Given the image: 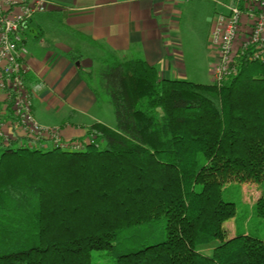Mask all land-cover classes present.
Segmentation results:
<instances>
[{
  "label": "trees",
  "instance_id": "16d2710c",
  "mask_svg": "<svg viewBox=\"0 0 264 264\" xmlns=\"http://www.w3.org/2000/svg\"><path fill=\"white\" fill-rule=\"evenodd\" d=\"M89 43L69 58L115 127L80 150L0 143V264H264V239L225 226L233 182L260 186L264 220V64L219 89Z\"/></svg>",
  "mask_w": 264,
  "mask_h": 264
},
{
  "label": "crops",
  "instance_id": "0c3cea01",
  "mask_svg": "<svg viewBox=\"0 0 264 264\" xmlns=\"http://www.w3.org/2000/svg\"><path fill=\"white\" fill-rule=\"evenodd\" d=\"M49 1L53 8L37 15L24 31L31 66L26 85L37 121L61 127L65 140L87 139V130L95 122L116 124H112L113 108L109 110L107 101H98L69 58L73 49L87 50L90 40L121 56L140 52L162 79L187 76L179 27L192 0ZM80 65L90 69L94 62L86 57Z\"/></svg>",
  "mask_w": 264,
  "mask_h": 264
},
{
  "label": "built area",
  "instance_id": "2783aa9c",
  "mask_svg": "<svg viewBox=\"0 0 264 264\" xmlns=\"http://www.w3.org/2000/svg\"><path fill=\"white\" fill-rule=\"evenodd\" d=\"M217 3L225 10L213 19L208 48L211 83L220 89L239 74L244 60L264 64V0ZM52 8L49 0H0V143L24 137L37 143L31 148L80 150L92 138L65 140L61 127L40 124L26 85L31 66L24 31Z\"/></svg>",
  "mask_w": 264,
  "mask_h": 264
},
{
  "label": "rangeland",
  "instance_id": "374dc122",
  "mask_svg": "<svg viewBox=\"0 0 264 264\" xmlns=\"http://www.w3.org/2000/svg\"><path fill=\"white\" fill-rule=\"evenodd\" d=\"M217 1L220 0H192V5L186 7L183 18L180 20V50L187 69V76L182 78L184 80L202 84L211 83L212 60L208 48V37L213 22L212 16L220 10L221 12L225 10ZM230 2L231 0H221V3L229 4ZM104 101L107 100L104 99ZM108 108L110 110L112 106L108 105ZM111 114L112 124H115L113 110ZM260 193L261 188L255 183H231L226 192V199L236 202L237 215L227 221L225 226L231 229L237 226L240 232L250 231L264 239V220L256 216L252 209ZM211 251V248H205V252L210 254Z\"/></svg>",
  "mask_w": 264,
  "mask_h": 264
}]
</instances>
